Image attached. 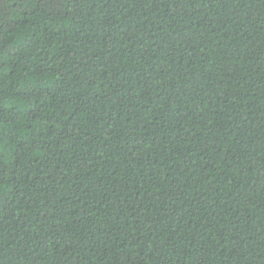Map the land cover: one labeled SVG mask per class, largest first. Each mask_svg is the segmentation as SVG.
Segmentation results:
<instances>
[{"label":"trees","instance_id":"1","mask_svg":"<svg viewBox=\"0 0 264 264\" xmlns=\"http://www.w3.org/2000/svg\"><path fill=\"white\" fill-rule=\"evenodd\" d=\"M0 264H264V0H0Z\"/></svg>","mask_w":264,"mask_h":264}]
</instances>
